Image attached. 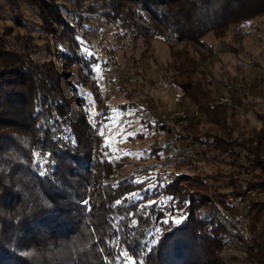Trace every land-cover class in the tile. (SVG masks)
Listing matches in <instances>:
<instances>
[{
  "label": "trees",
  "instance_id": "trees-1",
  "mask_svg": "<svg viewBox=\"0 0 264 264\" xmlns=\"http://www.w3.org/2000/svg\"><path fill=\"white\" fill-rule=\"evenodd\" d=\"M22 2L40 19V42ZM131 3L162 18L170 29L167 39L209 51L212 45L202 39L208 32L220 37L264 14V0H0V13L13 18L0 31V264H223L226 227L207 230L194 213L195 201L211 200L237 218L243 215L239 203H246L254 237L247 250L255 264H264V197L255 201L249 194L264 192V127L250 129V137L235 136L245 131L236 110L256 95L258 84L236 91L233 106L202 107L200 118L176 132L188 150L204 145L206 161L228 163L237 173L197 171V163L188 161L186 170L126 175L128 159L110 157L101 117L90 125L81 114L75 99L84 86L79 73L85 69L95 80L98 62L85 26L97 16L122 27L121 38L131 33L135 47L140 37L147 42L150 35L132 21ZM181 52L184 58L172 49L167 64V82L182 93L180 105L210 100L212 79L198 69L205 54ZM60 58L71 68L70 81ZM125 61L138 65L134 55ZM129 85L122 90L134 107ZM102 114L109 119L106 106Z\"/></svg>",
  "mask_w": 264,
  "mask_h": 264
},
{
  "label": "rangeland",
  "instance_id": "rangeland-1",
  "mask_svg": "<svg viewBox=\"0 0 264 264\" xmlns=\"http://www.w3.org/2000/svg\"><path fill=\"white\" fill-rule=\"evenodd\" d=\"M21 4L25 9L28 28L36 40L42 41L39 36V27L36 25L40 19L34 16L35 10L29 7L26 2ZM131 5L134 7L131 14L134 25L146 30L150 35L147 42L140 37L139 43L135 47L130 42L131 33L124 34L121 38L122 27L106 23L104 19L97 16L92 18L90 25L85 26V29L88 30L87 33H90L87 43L92 45L91 50L94 49L98 62L94 66L95 80L86 74L85 69H81L79 73L84 81V86L79 87L75 99L81 114L90 125L95 121L97 115L101 117L102 132L107 139L108 150L112 154L110 157L126 156L128 159L122 168L126 175L134 172L139 173L143 170H148L151 174L166 170H186L188 161L197 163V171L215 172L221 167L226 172L237 173V169L228 163L218 166L216 163L206 161L202 154L206 149L204 145L191 146L190 155H183L185 159L175 157L178 154L170 142V132L162 129L163 125H161L162 128L153 126L154 122L152 121L164 112L171 114L174 111L186 110L195 105L182 107L180 105V102L184 101L182 93L176 86L167 82L172 75L167 70V64L172 59L171 51L173 49L180 52L181 58L186 56V53L181 50L195 56H198L197 54L201 56V51L205 54V59H203V63H200L198 69L199 71L207 70L212 79L215 92L210 100L218 94L227 92L230 84H241L240 89L258 84L255 87L256 95L248 96L254 99L253 103L247 108L239 109L238 107L236 110V116L245 131L240 133L236 130L235 136L250 137V129L263 128L264 14L255 16L245 23L232 25L228 32L220 37L208 32L202 39L212 45V50L209 51L186 39H167L170 29L161 22L162 18L153 17V12L142 4L131 3ZM5 24H13V18L8 11L0 13V31L5 27ZM15 29L17 30V27ZM133 55L135 61H138L137 66L125 61L132 58ZM43 57L41 56V59ZM59 62L65 70L66 80H72L71 68L66 65L63 58H60ZM128 69L138 76V82L129 81L126 71ZM165 82L168 83V87L165 86ZM123 84H130L128 88L133 95L130 99L133 100L134 107L129 104L130 100L122 90ZM136 86H139L140 89L137 90ZM236 91L238 90L233 92V103L227 105L228 107L234 105ZM122 105L125 107L123 108ZM104 106L109 110L108 120H105L102 114ZM202 107L206 108V105ZM201 110L197 116L194 115L192 118H200ZM183 126L185 125L179 124L177 131ZM154 149L158 151L154 152ZM240 162L246 163V159L242 157ZM140 175L143 178L150 174ZM225 185L228 183L226 182ZM249 194L255 201L262 200L264 197V192L258 193L255 190ZM154 199L155 197H151L150 201ZM239 205L243 215L237 218L236 215L218 208L212 200L207 201L204 205H198V202L195 201L194 213L196 217L204 221L205 229L211 230L219 223H222L227 229L222 235L225 243L219 253L223 264H255V257L250 255L247 250V246L254 243L253 233L248 228L247 206L242 202ZM128 264H131L129 260Z\"/></svg>",
  "mask_w": 264,
  "mask_h": 264
},
{
  "label": "built area",
  "instance_id": "built-area-1",
  "mask_svg": "<svg viewBox=\"0 0 264 264\" xmlns=\"http://www.w3.org/2000/svg\"><path fill=\"white\" fill-rule=\"evenodd\" d=\"M127 71V77L129 81L131 82H138V76L134 74L133 71L131 70H126ZM125 71V73H126ZM241 84H230L228 86L227 92L218 94L214 99L209 100L204 103H198L195 104L194 107H191L186 110H181V111H174L171 114L170 113H162L161 115L157 116L156 119H154L152 122L153 126H158L161 127L163 124V128L170 132L169 138L172 146L179 152L182 153L183 155H190V151L188 150L187 146V140L185 138H181L177 135V128L180 125H186L188 120L192 118L194 115H198L200 112L202 106L206 105L207 108L209 109H214L217 106H227L231 105L233 103V92L235 90H239V86ZM165 86L168 87V83L165 82ZM253 98L247 97L244 99L243 103L241 106H239V109H244L247 108L250 104L253 103Z\"/></svg>",
  "mask_w": 264,
  "mask_h": 264
}]
</instances>
